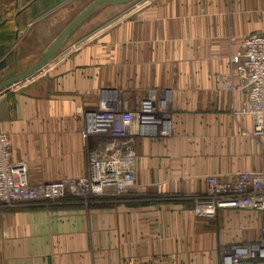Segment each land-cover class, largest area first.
<instances>
[{
  "label": "crops",
  "instance_id": "0c3cea01",
  "mask_svg": "<svg viewBox=\"0 0 264 264\" xmlns=\"http://www.w3.org/2000/svg\"><path fill=\"white\" fill-rule=\"evenodd\" d=\"M94 1L0 0V77L51 46L77 17L59 28L66 4ZM129 3L100 6L42 68L0 90V131L32 184L88 174L89 148L105 140L87 134L86 114L104 95L130 110L170 90L172 134L137 138L135 185L120 200L107 190L90 216L73 197L0 210V264H195L193 254L197 264H222L220 244L258 235L254 211L202 220L191 209L209 174L264 164L246 91L229 67L236 41L262 31L264 0Z\"/></svg>",
  "mask_w": 264,
  "mask_h": 264
},
{
  "label": "built area",
  "instance_id": "2783aa9c",
  "mask_svg": "<svg viewBox=\"0 0 264 264\" xmlns=\"http://www.w3.org/2000/svg\"><path fill=\"white\" fill-rule=\"evenodd\" d=\"M262 31L244 36L238 50L231 55L241 88L246 91V112L255 121L253 138L264 157V7L261 9ZM172 92L164 97L145 99L134 109H121L114 95L103 99L96 110L86 114V132L102 137L105 147L91 151L88 174L79 178L32 184L28 165L14 160L9 137L0 131V207L46 205L77 191L93 194L103 189L123 193L135 185L137 138L167 137L173 120L169 107ZM207 190L193 196L191 209L202 220L215 219L222 210H251L259 214V234L254 240L223 245L222 264H264V164L259 169L241 170L232 177L209 174ZM86 190V191H85Z\"/></svg>",
  "mask_w": 264,
  "mask_h": 264
},
{
  "label": "rangeland",
  "instance_id": "374dc122",
  "mask_svg": "<svg viewBox=\"0 0 264 264\" xmlns=\"http://www.w3.org/2000/svg\"><path fill=\"white\" fill-rule=\"evenodd\" d=\"M141 0H137V1H132L131 3H129V4H126V6L125 7H130V6H132L133 4H136V3H139ZM88 5H90V4H88V3H86V2H82V3H78V4H75V6L73 7V8H69L70 7V5L69 4H66V11H65V13H64V17H63V19L64 20H62V21H60L59 23H60V26H59V28L62 26V25H64V26H66V25H68V23L72 20V19H74L75 18V16H77L80 12H82L85 8H87L88 7ZM102 19H103V17H102ZM62 28V27H61ZM74 36V35H73ZM53 36L51 35L50 36V38H52ZM242 37V36H241ZM49 38V39H50ZM244 38V37H243ZM242 38V39H243ZM241 38H239L236 42V45H237V49L233 52V53H235L237 50H238V48H239V44H240V42H241V40H242ZM72 40V39H71ZM48 42V40L46 41V43ZM45 43V45H48V43L46 44ZM42 50H40L38 53H40ZM233 53H231V55L233 54ZM231 55H230V57H229V67H230V75L231 76H237V74H236V70H235V67L233 66V64H232V62H231ZM214 56H216V55H212V57H214ZM234 86V84L233 83H227V84H225V88H227V89H231V90H233V87ZM114 97H116V98H118L117 97V94L115 93L114 94ZM105 98H109V96H107V95H104V100H105ZM119 106V105H118ZM120 107V106H119ZM121 108V107H120ZM170 108V107H169ZM121 109H123V108H121ZM169 111H170V109H169ZM170 115H171V113H170ZM94 137H96L97 139H101V140H104L102 137H98V136H94ZM97 148H100V147H98L97 145L96 146H92V147H90L89 148V151H88V154L90 155V153H91V151L92 150H94V149H97ZM263 152V151H262ZM90 159V158H89ZM136 166H137V154H136ZM77 178H79V177H77ZM64 180V179H63ZM66 180V179H65ZM107 190H110V189H103V190H101L100 192H97V193H93V194H83L84 192L83 191H77V194L78 195H73V194H71V193H69V194H67L65 197H64V199H68V198H70V197H73V199L74 200H72V201H75V202H77V203H79V205H81L82 206V209H83V214H85V215H87V216H90L91 215V213H89L88 211V208L91 206V205H93V204H96V203H99L100 202V200L101 199H103L104 200V198L106 197V192H107ZM86 191V190H85ZM116 196H119V200L120 199H124V196H123V194L120 192V193H116ZM173 197H176V196H172L171 198H173ZM178 198H181V200H183V199H185V197H187L186 195H179V196H177ZM176 197V198H177ZM147 199V198H146ZM193 199V198H192ZM52 199H49V202L50 203H47L46 205H44V206H50V205H53V204H56L55 202H57V200H55V201H51ZM62 200V199H61ZM99 201V202H98ZM101 203V202H100ZM33 205H27V203L26 202H23V203H21V206H14V207H11V208H20V209H25V208H28V207H32ZM36 206H39V205H36ZM41 206V205H40ZM33 207H35V206H33ZM3 209H9V208H2V207H0V210H3ZM88 212V213H87ZM258 234H259V232H258ZM246 240H244V241H240V242H245ZM240 242H237V241H232V242H228V243H223V244H220L219 245V247H220V254H218V257H219V260L220 261H222V254H221V250L223 249V245H225V244H229V243H240ZM188 257H189V259H190V256L188 255ZM200 254H193L192 255V258L194 259V262H195V264H197L198 262H199V260H200ZM183 260H185V259H183Z\"/></svg>",
  "mask_w": 264,
  "mask_h": 264
},
{
  "label": "water",
  "instance_id": "95a60500",
  "mask_svg": "<svg viewBox=\"0 0 264 264\" xmlns=\"http://www.w3.org/2000/svg\"><path fill=\"white\" fill-rule=\"evenodd\" d=\"M134 0H95L91 5L80 12L77 17L66 27L57 39L47 48L32 65L19 67L17 64L6 74L0 77V90L32 75L42 68L80 28L82 23L93 14L100 6L107 3H129Z\"/></svg>",
  "mask_w": 264,
  "mask_h": 264
},
{
  "label": "trees",
  "instance_id": "16d2710c",
  "mask_svg": "<svg viewBox=\"0 0 264 264\" xmlns=\"http://www.w3.org/2000/svg\"><path fill=\"white\" fill-rule=\"evenodd\" d=\"M31 3H32V2H31ZM27 5H30V3H28ZM27 5H26V6H27ZM26 6H24V7H26ZM21 11H22V10H21Z\"/></svg>",
  "mask_w": 264,
  "mask_h": 264
}]
</instances>
